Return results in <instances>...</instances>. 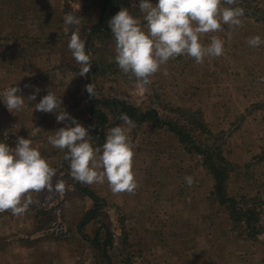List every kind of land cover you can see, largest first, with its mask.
Instances as JSON below:
<instances>
[{
  "label": "rangeland",
  "instance_id": "obj_1",
  "mask_svg": "<svg viewBox=\"0 0 264 264\" xmlns=\"http://www.w3.org/2000/svg\"><path fill=\"white\" fill-rule=\"evenodd\" d=\"M138 2L0 0V93L14 85L25 99L20 111L9 112L0 103V142L14 147L17 137L28 138L56 170L50 188L24 194L22 201L31 200L24 214L0 213V264H264V44L248 45L254 36L264 40V0H237L231 7L245 9L242 26L222 25L200 35L205 46L213 36L220 38L223 55L202 63L189 56L170 59L146 87L117 66L107 23L128 8L146 30ZM68 12L79 16L92 65L83 77L68 49L74 30L64 23ZM36 88L40 91L30 100ZM48 90L89 129L93 146L103 145L110 128L127 127L110 109L115 102L157 112L159 127L134 122L127 133L134 153V194L113 193L107 182L89 185L70 175L64 151L47 142L51 131L70 122L58 123L54 114L34 110ZM93 99L107 102L96 106L107 116L103 130L90 112ZM168 121L190 141L181 143L164 124ZM196 149L212 151L216 164L226 168L227 196L237 211L256 218L254 230L232 220L214 199V180L203 165L206 155ZM186 176L193 177L190 187ZM80 188L99 199L96 217L85 226L80 223L93 202ZM98 230L94 246L90 241ZM105 230L110 234L106 255Z\"/></svg>",
  "mask_w": 264,
  "mask_h": 264
},
{
  "label": "clouds",
  "instance_id": "obj_2",
  "mask_svg": "<svg viewBox=\"0 0 264 264\" xmlns=\"http://www.w3.org/2000/svg\"><path fill=\"white\" fill-rule=\"evenodd\" d=\"M237 0H139L138 8L146 22V30L128 8H121L107 22L115 40V62L126 75L134 77L142 87L151 83L150 77L160 66L178 56H189L196 63L206 57L223 55V42L213 36L209 45L200 42L203 33L222 30V25L231 28L242 26L241 17L245 15L242 7H231ZM227 5V7H221ZM64 23L73 26L68 42L73 59L81 65L78 75L85 76L91 71L89 55L85 51V41L80 37V19L73 12L65 14ZM264 40L260 36L249 38L250 47H260ZM167 75V72L164 73ZM87 93L94 97V88L87 84ZM40 89L36 88L28 98L35 100ZM18 86H9L0 93V103L9 112L20 111L25 99L19 94ZM38 112L55 115L58 123L69 121L47 137V142L56 149L64 151V159L69 161L70 175L84 184L107 182L113 193L134 194L137 183L132 171L133 150L127 135L135 127L134 121L125 113L119 119L123 126L108 130L105 142L94 147L89 129L63 107L61 96L49 91L34 105ZM33 111V109H32ZM56 170L50 167L38 149L32 147L28 138L17 137L14 147L0 142V213L11 211L22 215L31 200L22 197L31 191L50 188ZM190 187L193 177L186 176ZM63 183L58 189H63Z\"/></svg>",
  "mask_w": 264,
  "mask_h": 264
},
{
  "label": "trees",
  "instance_id": "obj_3",
  "mask_svg": "<svg viewBox=\"0 0 264 264\" xmlns=\"http://www.w3.org/2000/svg\"><path fill=\"white\" fill-rule=\"evenodd\" d=\"M105 3L103 6L105 7ZM99 26H96L98 28ZM106 105L107 102L101 101V100H92V106L90 109V112L93 114L94 120H95V126L96 128H101L103 130L104 124L107 121V116L104 112L101 110H98L96 106L98 105ZM110 109L114 110V112L117 114L118 118L121 113L127 114L134 122L142 123L144 121L150 122L155 127H159L161 125L162 119L159 118L157 112L154 110L146 111V112H140L136 108L127 106L125 103H114L112 106H110ZM167 125L168 129L176 136H178L179 141L181 143H186L187 141H190L188 138V134L183 133L181 129H176L177 127L175 124H173L171 121H168L164 123ZM97 132L95 131V135L98 136V139H104L103 132ZM94 147H100L99 144L95 145ZM197 150V149H196ZM197 153L206 155V160L203 161V165L206 167L208 171L212 174L213 180H214V188L212 192V196L214 199H216L221 205L225 206L229 211L231 215L232 220H243L244 225L246 227H249L250 229L254 230L255 226L257 225L256 218H249L247 212L237 211L236 208V202L232 198H229L226 193V181L228 179L227 177V170L226 168H222L221 166L217 165L211 154L213 152L211 151V154L208 150H197ZM218 155V154H217ZM80 191L88 197L93 202V208L86 212L84 215V218L82 219L80 226H85L90 221H92L96 217V213L98 210L99 205V199L92 193L90 190L86 188H80ZM257 228V227H256ZM100 230H98L95 233V239L90 241V244L96 246L99 245V235ZM105 239L102 247V251L104 255H106V247L110 243V234L108 233V230H105L104 232Z\"/></svg>",
  "mask_w": 264,
  "mask_h": 264
},
{
  "label": "crops",
  "instance_id": "obj_4",
  "mask_svg": "<svg viewBox=\"0 0 264 264\" xmlns=\"http://www.w3.org/2000/svg\"><path fill=\"white\" fill-rule=\"evenodd\" d=\"M9 264H12L11 262Z\"/></svg>",
  "mask_w": 264,
  "mask_h": 264
}]
</instances>
